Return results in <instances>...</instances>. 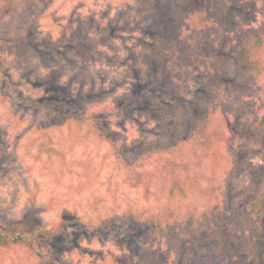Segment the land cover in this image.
Instances as JSON below:
<instances>
[{
	"label": "rangeland",
	"instance_id": "obj_1",
	"mask_svg": "<svg viewBox=\"0 0 264 264\" xmlns=\"http://www.w3.org/2000/svg\"><path fill=\"white\" fill-rule=\"evenodd\" d=\"M153 1L46 0L36 14L14 8L0 22L7 96L16 90L86 119L57 126L13 105L0 80V226L29 232L62 225L61 238L36 240L55 264H264V210L244 217L264 186V146L242 133L245 121L264 114L263 83L209 53L228 38L230 0L212 1L219 33L211 27L196 48L180 38L188 47L183 63L156 94L149 86L157 55L180 34L179 11L189 0H165L164 11ZM3 7L0 0V13ZM253 12L245 21L233 15L234 27L262 32L260 12ZM9 31L24 36V44L15 46ZM163 91L194 101L198 115ZM170 185L184 192L168 199L182 228L160 234L116 218L128 209L159 212ZM214 204L220 218H202ZM0 264L38 258L8 242L0 245Z\"/></svg>",
	"mask_w": 264,
	"mask_h": 264
},
{
	"label": "trees",
	"instance_id": "obj_2",
	"mask_svg": "<svg viewBox=\"0 0 264 264\" xmlns=\"http://www.w3.org/2000/svg\"><path fill=\"white\" fill-rule=\"evenodd\" d=\"M212 1L213 0H189V5H187L182 12L181 10L179 11L178 18H180V28L177 34L180 33L181 35L179 34L176 36L174 39L175 42L173 39L171 42H168L169 44L171 43L170 46H166V44L163 45L161 51H159L157 55L158 59L154 64L153 73L151 74V77L155 81L149 86L154 94H156L157 91L162 93L163 88L172 83L170 78L172 77V74L174 75L173 72H179V68L184 59L183 53L184 51L186 52V49L188 48L184 45V41L181 42L180 40L183 35L190 41L191 46L196 48L199 45H202L203 41H200V38H203L204 33L211 27H216L218 29L217 33L222 29L216 18ZM2 2L4 3V7L0 13L3 14L0 18V22L3 21L6 16L13 15L16 8L18 11L21 10L30 16L36 14V12L40 10V5L47 6L46 0H2ZM151 6L157 11H164L167 9V3L165 0H154L151 3ZM241 6H244V10H242ZM5 9H7L6 14L4 13ZM257 9L259 10L261 19L264 23V0H230L228 6L229 16L225 20L226 33H229L228 38L220 41L219 44L211 46L209 53L214 57L213 59H227L228 61H231L241 75H247L257 79L259 78L262 81L263 85L260 92V98L262 99V109L264 111V28L262 29V32H254L245 27L239 28V25L235 28V19L233 17V15L240 13V17L243 19V16L246 14L250 15L249 12H251V10H254L255 12ZM38 17L39 16L35 15L31 20L30 36L32 37L37 33L36 25H38L40 19ZM248 20H251V18ZM243 21L245 20L243 19ZM143 30L149 33L150 36H153L156 33L157 38L164 37L161 36L160 30L152 29L150 27L147 29L144 27ZM231 30L232 35L230 33ZM8 34L11 36L12 42L15 43V46L19 47L24 44V36L12 35L11 31H9ZM81 41L84 42L83 40ZM188 46L190 45L188 44ZM0 80L1 88L4 92V89L7 88L5 86L6 83L7 86H9L10 82L6 77L1 78ZM174 84L175 88L181 87V80H174ZM164 94L171 95L174 100L179 101L181 103V108L187 113H192L196 116L198 115L196 106L193 105L194 101H190L183 97L178 91L164 92ZM4 95L8 97L6 92H4ZM8 98L13 105L19 108L28 109L34 112L37 111L47 115L57 126H63L70 121L74 123H83L86 120L75 113L68 112L67 114L61 115L58 110L52 106L40 102L37 99L18 95L16 90L14 92V97L10 96ZM94 118L96 119V117ZM252 121L253 122H251V120L245 121V125L242 127V133L250 142H255L264 146V114L259 120L253 119ZM40 131L43 132L44 129L41 128ZM163 149L167 150L172 148L170 146H165ZM184 167L186 168L187 166L185 165ZM176 181L180 182V180ZM166 192L167 194L164 196L166 202L158 208V210L160 209L159 212L157 211L156 213L147 216L143 215L140 211L128 209L121 214H117L116 218L125 222H131L139 228L160 234L170 229V227H174V230L182 228L183 225L179 226L176 223L177 220H175L174 212L170 207L172 202H169V200L173 199L176 194L178 196L183 194V189L170 185L167 187ZM261 210H264V186L262 189L260 188L258 190L257 194L248 203L244 217L247 219H255L260 214ZM220 214V205L214 204L208 209L206 215L204 213L202 218L207 219L212 217L217 219L220 218ZM74 223L80 222L77 220ZM186 223L188 224V222ZM2 227L0 226V245H5L10 242L12 245L24 246L36 255L38 258V264H55L52 257L36 247V240L38 238H61L64 231L62 225L52 226L50 228H46V226L43 225H37L31 228L29 232L21 229V226L10 231L9 229Z\"/></svg>",
	"mask_w": 264,
	"mask_h": 264
}]
</instances>
